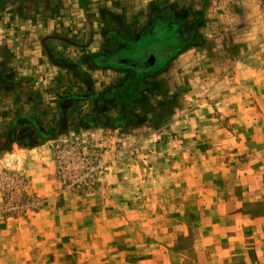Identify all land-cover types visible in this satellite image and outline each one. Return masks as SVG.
I'll list each match as a JSON object with an SVG mask.
<instances>
[{
	"label": "rangeland",
	"instance_id": "1",
	"mask_svg": "<svg viewBox=\"0 0 264 264\" xmlns=\"http://www.w3.org/2000/svg\"><path fill=\"white\" fill-rule=\"evenodd\" d=\"M254 1L0 0V264H190L264 213Z\"/></svg>",
	"mask_w": 264,
	"mask_h": 264
},
{
	"label": "crops",
	"instance_id": "2",
	"mask_svg": "<svg viewBox=\"0 0 264 264\" xmlns=\"http://www.w3.org/2000/svg\"><path fill=\"white\" fill-rule=\"evenodd\" d=\"M234 2L237 12L241 11L240 14H243L242 20L248 22L245 25L251 29L257 18L255 1L234 0ZM214 183L219 186L229 185L224 180L220 182L216 180ZM251 190L248 189L247 192ZM247 192L244 190L239 195L228 194L229 196L220 197L215 203L220 202L222 205L233 203L231 209L235 211L242 206L243 201L260 199L256 190L250 194ZM204 211L208 210L203 209ZM216 211L209 215L203 213L200 216L209 219V222L203 224L204 226L200 224L201 238L193 241L192 249L193 251L199 249L203 256L192 260L190 264H264V213L247 214L238 211L229 219L224 217L227 216L225 211L222 212L223 215L215 214Z\"/></svg>",
	"mask_w": 264,
	"mask_h": 264
}]
</instances>
